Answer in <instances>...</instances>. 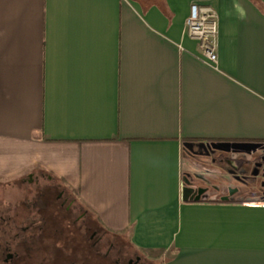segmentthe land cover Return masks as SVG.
Segmentation results:
<instances>
[{
  "label": "crops",
  "instance_id": "1",
  "mask_svg": "<svg viewBox=\"0 0 264 264\" xmlns=\"http://www.w3.org/2000/svg\"><path fill=\"white\" fill-rule=\"evenodd\" d=\"M257 1L0 0V179L62 181L163 264H264V199L199 189L245 161L228 175L210 143L264 142ZM193 3L216 11V63Z\"/></svg>",
  "mask_w": 264,
  "mask_h": 264
},
{
  "label": "flooded vegetation",
  "instance_id": "2",
  "mask_svg": "<svg viewBox=\"0 0 264 264\" xmlns=\"http://www.w3.org/2000/svg\"><path fill=\"white\" fill-rule=\"evenodd\" d=\"M259 143L262 145L254 153L246 154L237 180L238 189H253L255 197L264 199V142ZM19 179L35 185V194L30 199L29 190L15 179L4 180V185L0 183V264H151L157 260L94 220H87L84 226L78 224L80 218L86 221V211L77 221L68 220L71 229L83 231L82 239L73 242L72 235L64 234L62 229L64 215L68 216L67 210L74 199L67 205L61 202L59 220L53 219L46 192L48 183L55 179L44 173ZM17 186L22 192L21 202L27 207L26 213L21 211L16 198ZM56 197L60 198L61 194ZM90 230L92 233L86 239Z\"/></svg>",
  "mask_w": 264,
  "mask_h": 264
},
{
  "label": "rangeland",
  "instance_id": "3",
  "mask_svg": "<svg viewBox=\"0 0 264 264\" xmlns=\"http://www.w3.org/2000/svg\"><path fill=\"white\" fill-rule=\"evenodd\" d=\"M211 155L214 157V158H218L223 161V163L220 161H218V164H220V167H221V171H224L228 174V175H232L236 172V159L233 154H231L230 152H225V151H218V150H215V149H212L211 150ZM218 156V157H217ZM246 154L242 153L239 155V158H245ZM224 169V170H223ZM225 174V173H224ZM229 176V177H230ZM15 181L23 188H26L28 189V197L31 199L33 197V195L35 194V185L33 184H29V182H25L24 179H15ZM197 180H194L192 179V182H195ZM209 183L206 184L205 186H201L199 187V189H202V190H207V192L209 194H212L213 191H215L217 188H220V191H223L225 192V196L227 198H229L231 196V190H234V187L237 188V195H242L244 197H247L245 196L246 193L248 192L249 193H252V197H255V193L253 194V189H246V190H241V189H238L239 187V184L238 182L236 181V179L234 178V175L231 177V179L227 178V179H224V178H221L219 181L218 180H215L214 177L212 176H208V180H207ZM0 183L2 185H4V180H1L0 179ZM44 184V183H43ZM17 192H16V198L18 199V202H19V205H20V209L23 213H26L27 211V207L24 206V204L21 202L22 201V192L21 190L19 189L20 187L17 186ZM47 188H49L46 192V200H48L50 203H51V207L53 209V219H57L59 220V207L58 205L61 203V202H65V204H69L71 201H73V205L72 207H70L68 211V216H65L64 215V221H63V228L62 229V232L65 234L68 233L70 235H72V240L73 242H79L82 237H83V231L78 229L77 231H74L73 229L70 228V226L68 225V220L69 218H71L72 220H78L79 219V215L86 211L87 213L85 214V218H86V221L83 222V218H80L79 221H78V224H81L83 223V226L87 224V220H94L97 224H99L100 226V223L98 222V220L96 219V217L94 216V214L89 211L87 208H85L81 202L78 200V197H77V194L74 193L73 191H71L70 189H68L64 183L58 179H55L54 182H49L48 185H47ZM61 194V197L60 198H57L56 196ZM101 229L103 227H100ZM101 229L99 231H101ZM92 233V231L90 230L87 235H86V239H89V236L90 234ZM100 232H98L99 234ZM115 234V236L117 237V233L116 231L113 232ZM113 236V235H111ZM123 237V239H125L127 242H130L131 244H133L130 240V233L129 232H125L123 235H121ZM134 246V245H133ZM163 259L162 257L161 258H158L156 261H153L151 264H163Z\"/></svg>",
  "mask_w": 264,
  "mask_h": 264
},
{
  "label": "built area",
  "instance_id": "4",
  "mask_svg": "<svg viewBox=\"0 0 264 264\" xmlns=\"http://www.w3.org/2000/svg\"><path fill=\"white\" fill-rule=\"evenodd\" d=\"M185 23L188 35L199 44L202 58L210 63H216L219 28L214 8L200 3L191 4Z\"/></svg>",
  "mask_w": 264,
  "mask_h": 264
},
{
  "label": "water",
  "instance_id": "5",
  "mask_svg": "<svg viewBox=\"0 0 264 264\" xmlns=\"http://www.w3.org/2000/svg\"><path fill=\"white\" fill-rule=\"evenodd\" d=\"M262 143L259 142H212L210 147L212 149L223 150L226 152H240L244 154L254 153Z\"/></svg>",
  "mask_w": 264,
  "mask_h": 264
},
{
  "label": "trees",
  "instance_id": "6",
  "mask_svg": "<svg viewBox=\"0 0 264 264\" xmlns=\"http://www.w3.org/2000/svg\"><path fill=\"white\" fill-rule=\"evenodd\" d=\"M152 1L154 3H157L164 12H166V13L168 12L167 9H166V7L163 4H161L162 3L161 1H163V0H152ZM254 1H256V3L260 4L259 1H257V0H254ZM68 189H70L71 191H73L71 188H68ZM116 233H120V232H116ZM147 252H148V254H150L152 256L159 257V256H161L164 253V250L163 249H156V250H148Z\"/></svg>",
  "mask_w": 264,
  "mask_h": 264
}]
</instances>
